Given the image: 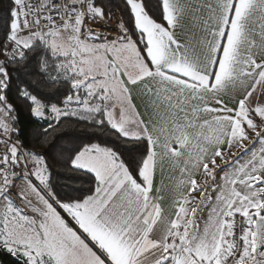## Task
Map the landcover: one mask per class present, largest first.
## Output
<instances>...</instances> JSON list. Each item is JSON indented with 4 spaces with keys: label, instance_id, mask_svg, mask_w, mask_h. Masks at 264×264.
Masks as SVG:
<instances>
[{
    "label": "snow or ice",
    "instance_id": "snow-or-ice-1",
    "mask_svg": "<svg viewBox=\"0 0 264 264\" xmlns=\"http://www.w3.org/2000/svg\"><path fill=\"white\" fill-rule=\"evenodd\" d=\"M3 254L264 264V0H2Z\"/></svg>",
    "mask_w": 264,
    "mask_h": 264
},
{
    "label": "trees",
    "instance_id": "trees-1",
    "mask_svg": "<svg viewBox=\"0 0 264 264\" xmlns=\"http://www.w3.org/2000/svg\"><path fill=\"white\" fill-rule=\"evenodd\" d=\"M0 2H2V0H0ZM118 2L119 0H113V3H118ZM21 118L24 122V126L27 132L31 127H33V125L29 122V118L27 116L22 115ZM0 264H22V262L16 257L3 254V255H0Z\"/></svg>",
    "mask_w": 264,
    "mask_h": 264
}]
</instances>
